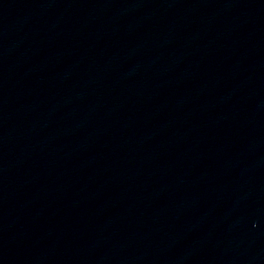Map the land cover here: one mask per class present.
<instances>
[{
    "label": "water",
    "instance_id": "water-1",
    "mask_svg": "<svg viewBox=\"0 0 264 264\" xmlns=\"http://www.w3.org/2000/svg\"><path fill=\"white\" fill-rule=\"evenodd\" d=\"M217 125L244 264H264V0H179Z\"/></svg>",
    "mask_w": 264,
    "mask_h": 264
}]
</instances>
